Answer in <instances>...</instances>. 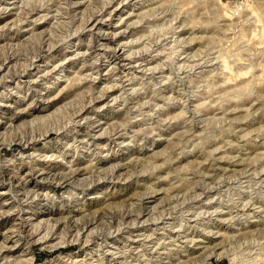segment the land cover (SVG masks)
<instances>
[{"label":"rangeland","instance_id":"obj_1","mask_svg":"<svg viewBox=\"0 0 264 264\" xmlns=\"http://www.w3.org/2000/svg\"><path fill=\"white\" fill-rule=\"evenodd\" d=\"M0 264H264V0H0Z\"/></svg>","mask_w":264,"mask_h":264},{"label":"bare ground","instance_id":"obj_2","mask_svg":"<svg viewBox=\"0 0 264 264\" xmlns=\"http://www.w3.org/2000/svg\"><path fill=\"white\" fill-rule=\"evenodd\" d=\"M93 26H94V25H93ZM118 56H119V55H118ZM119 59H120V58H119ZM77 115H78V114H77ZM87 145H88V144H87ZM78 234H79V233H78ZM13 246H14V244H13ZM13 246H12V247H13ZM30 258H31V257H30ZM28 259H29V258H28Z\"/></svg>","mask_w":264,"mask_h":264}]
</instances>
